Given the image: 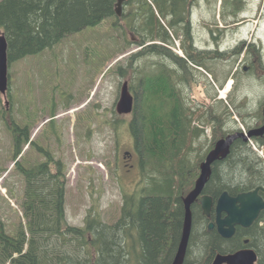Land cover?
<instances>
[{"label":"trees","instance_id":"16d2710c","mask_svg":"<svg viewBox=\"0 0 264 264\" xmlns=\"http://www.w3.org/2000/svg\"><path fill=\"white\" fill-rule=\"evenodd\" d=\"M116 2L1 0L0 29L8 41L9 64L52 48L85 28L116 16ZM195 2H124L128 10L123 18L129 20L130 29L138 35V45L142 47L133 58L149 54L164 56L174 66H181L182 74L165 63L149 73L139 70L132 87L135 104L129 129L140 162L142 183L147 170L155 176L149 188L143 184L124 195L120 216L114 222H105L99 213H89L84 226L71 225L65 214L67 181L63 162L40 147L47 160L29 167L23 165L18 159L23 146L34 142L30 141V128L9 122L14 135V167L25 179L21 208L26 221L14 235L8 234L0 221V264H172L183 231V198L194 187L200 164L207 156L196 152L198 159H192L196 150L194 142L204 137L205 128L194 124V113L185 105L179 90L180 82L193 76L188 62L199 65L203 62L195 57L192 43L188 47L183 44L186 58L168 47L174 45L175 34L179 36L183 32L186 39L190 38V16ZM241 2L236 0L238 5ZM251 46L250 51L254 50ZM211 111L210 114L204 111L200 122L204 127L211 125L213 148L217 140L229 133L223 130L224 111L215 107ZM255 154L250 141L237 138L229 155L214 163L208 182L211 189L251 186L262 171ZM194 211L184 264H208L212 253L222 251L227 244L233 245L215 231H207L197 206ZM254 239L260 253L257 264H264V226L256 230Z\"/></svg>","mask_w":264,"mask_h":264},{"label":"rangeland","instance_id":"374dc122","mask_svg":"<svg viewBox=\"0 0 264 264\" xmlns=\"http://www.w3.org/2000/svg\"><path fill=\"white\" fill-rule=\"evenodd\" d=\"M127 10L124 3L123 13ZM123 13L9 65V89L0 93V221L8 234H16L26 221L21 208L25 179L14 167L9 122L30 128L34 142L23 146L18 157L23 165L47 160L40 147L63 162L65 214L71 225L84 226L89 213L114 222L124 195L143 186L141 168L128 171L125 161L130 158L126 151H136L129 129L132 114L116 110L121 88L128 81L134 93L139 70L156 71L160 63L178 66L155 54L133 58L142 47ZM190 21V38L175 34L168 47L186 58L183 44L192 43L195 57L204 63L188 62L193 76L179 85L194 124L205 128L204 137L194 142L196 161L212 148L213 129L200 122L204 111L223 110V130L229 134L263 122L264 0H242L240 5L236 0H196ZM228 81L231 88L222 97ZM250 144L256 153L263 148L254 139ZM130 161L136 164V158Z\"/></svg>","mask_w":264,"mask_h":264},{"label":"water","instance_id":"95a60500","mask_svg":"<svg viewBox=\"0 0 264 264\" xmlns=\"http://www.w3.org/2000/svg\"><path fill=\"white\" fill-rule=\"evenodd\" d=\"M125 0H117L115 11L118 16L123 13ZM9 57H8V41L4 33L0 36V93L6 95L9 89ZM247 69V67H245ZM135 104V95L131 91L129 82L125 81L121 88V94L117 103L116 110L118 114H130L133 112ZM264 117V106H263ZM264 134V123L260 127L249 129L248 132L236 131L228 134L226 137L220 138L216 141L214 147L208 152L205 160L200 164V175L195 182L192 190L183 198L185 205L184 225L181 240L173 259L172 264H184L190 237L193 227V212L192 205L199 200L203 213L209 216L213 206V198L210 195H202L206 183L212 175V166L217 160L226 158L231 150V146L237 138H243L245 141H250L258 135ZM250 200L257 203V209L248 212L246 201ZM240 203L242 207L238 204ZM261 201L256 196V192L248 194H240L236 198L229 196L227 192L223 193L219 198L216 208L218 212L217 225L219 233L224 237H230L235 231L236 224L248 226L256 217ZM264 207V204L262 205ZM226 211L228 214L222 218V212ZM215 223L209 224V230L214 227ZM257 255L254 250L246 249L240 250L230 254H217L212 264H255Z\"/></svg>","mask_w":264,"mask_h":264},{"label":"flooded vegetation","instance_id":"af4514ba","mask_svg":"<svg viewBox=\"0 0 264 264\" xmlns=\"http://www.w3.org/2000/svg\"><path fill=\"white\" fill-rule=\"evenodd\" d=\"M178 72H179V74H182V68L179 65H178ZM181 82H180V84H181ZM263 123H264V117H263L262 124H260L256 127L262 126ZM255 139L263 147V148H261L260 152L255 154L256 163L259 164V166L262 170L259 178H257L255 181H253V184L249 187L240 186V187H237L235 189H223V188H221L219 190L211 189V187L208 183L210 181V178H209V180L206 183L205 188H204L202 194L199 196V198L205 194L210 195L213 198V206H212V210H211L210 215L206 216L203 213L202 205H201L199 200H197L192 205L193 217H194V212H195L194 207L197 206L199 209L200 217L203 220V223L205 224L207 231H210V232L215 231L217 234H219L225 240L231 241V245H233V246L229 247L227 244L226 247H223L222 249H220L222 251L216 250L215 253H212V257L208 258V261H209L208 264H212L216 255L219 253L230 254V253H235V252H238L240 250H246V249H252L255 251V253L257 255V260H256L255 264H257L259 261V257H260L259 247H257L255 244L254 236H255L256 230L258 228L264 226V207H262V205L264 204V134L256 136ZM30 141H32V139ZM126 154H128L130 156L129 159L127 158V156L125 157L126 158V160H125L126 165L129 166L128 171H132L135 167H137L139 169L140 168V162H139L138 156H136L137 154L134 155V153H132L131 151H126ZM133 157L136 158V164L131 163V161H130L131 159H133ZM212 171H213V166H212ZM152 176H155V175L150 174L149 171L147 170L146 175H145V180H144V187H145V185H147L146 186L147 188L150 187ZM225 192H227L229 194V196L232 198H236L240 194H248V193L256 192V196L260 199L261 204H262V205H260L259 211H258L256 217L251 222V224H249L248 226H244L242 224H236L235 225V231H234L233 235L230 237L222 236L218 231V225H217L218 212H217L216 205H217L219 198ZM238 204L240 205V207H242V205L240 203H238ZM246 205L248 206V210H249L248 212L250 214L253 210L255 211L257 209V203L256 202H252L250 200H247ZM195 214H196V212H195ZM227 214L228 213L226 211H223L221 217L225 218L227 216ZM211 222L215 223V225L211 230H209V224ZM192 230H193V227H192ZM191 235H192V233H191ZM188 253H189V247H188L186 259H187ZM185 264H187V263H185ZM194 264H200V263H194Z\"/></svg>","mask_w":264,"mask_h":264},{"label":"bare ground","instance_id":"6f19581e","mask_svg":"<svg viewBox=\"0 0 264 264\" xmlns=\"http://www.w3.org/2000/svg\"><path fill=\"white\" fill-rule=\"evenodd\" d=\"M230 81H228L227 85L225 86V88L222 90V93L224 95H222V97H226V91H228L230 88H231V85H230ZM263 107V106H262ZM263 111V110H262ZM231 134V133H230ZM252 144V143H251ZM259 144V143H258ZM259 152V151H258ZM184 202V201H183ZM185 206V205H184ZM203 210V209H202ZM184 225V224H183ZM180 243V242H179ZM189 247V246H188ZM202 255V254H201Z\"/></svg>","mask_w":264,"mask_h":264},{"label":"built area","instance_id":"2783aa9c","mask_svg":"<svg viewBox=\"0 0 264 264\" xmlns=\"http://www.w3.org/2000/svg\"><path fill=\"white\" fill-rule=\"evenodd\" d=\"M254 148H256L255 144H253Z\"/></svg>","mask_w":264,"mask_h":264}]
</instances>
